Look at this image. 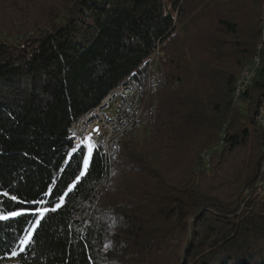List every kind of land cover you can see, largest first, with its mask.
Segmentation results:
<instances>
[{
  "label": "trees",
  "instance_id": "trees-1",
  "mask_svg": "<svg viewBox=\"0 0 264 264\" xmlns=\"http://www.w3.org/2000/svg\"><path fill=\"white\" fill-rule=\"evenodd\" d=\"M263 26L264 0H0V264H264ZM126 81L141 134L77 181L68 130Z\"/></svg>",
  "mask_w": 264,
  "mask_h": 264
},
{
  "label": "built area",
  "instance_id": "built-area-1",
  "mask_svg": "<svg viewBox=\"0 0 264 264\" xmlns=\"http://www.w3.org/2000/svg\"><path fill=\"white\" fill-rule=\"evenodd\" d=\"M259 68L260 61L257 55L241 67L233 88L235 103L240 102ZM143 112L144 99L140 87L134 81H126L112 89L99 105L74 122L68 130L67 139L72 143L73 148H85L86 138L95 128H98V142L94 149L103 158L112 161L117 158L120 141L138 128ZM256 119L264 125V100L259 106ZM216 149L213 146L202 155L207 167L211 154Z\"/></svg>",
  "mask_w": 264,
  "mask_h": 264
},
{
  "label": "rangeland",
  "instance_id": "rangeland-1",
  "mask_svg": "<svg viewBox=\"0 0 264 264\" xmlns=\"http://www.w3.org/2000/svg\"><path fill=\"white\" fill-rule=\"evenodd\" d=\"M141 134V130L139 129H136L133 133H132V136H139ZM98 136H99V129L98 128H95L90 136L88 138L90 139H86V141L84 142V146H85V159H88L90 158L91 156V153L92 151L94 150V148L96 147V143L98 142ZM90 146H94L92 147L91 149V153H90ZM75 149V148H74ZM84 159V161H85ZM83 166H84V162H83ZM30 236V235H29ZM28 237H26L27 239ZM13 263V260L11 259L7 264H12Z\"/></svg>",
  "mask_w": 264,
  "mask_h": 264
},
{
  "label": "snow or ice",
  "instance_id": "snow-or-ice-1",
  "mask_svg": "<svg viewBox=\"0 0 264 264\" xmlns=\"http://www.w3.org/2000/svg\"><path fill=\"white\" fill-rule=\"evenodd\" d=\"M86 139H90V138H86ZM92 147H94V146H90V153H91V149H92ZM88 166H89V161H88V159H85V161H84V170L81 171L80 176H78V177L76 178L77 181L80 180V177H83V176L86 174V172H87V170H88ZM73 187H75V183H74L72 186H70L69 191H71ZM4 195H8V194L5 193ZM11 199L15 200L16 197H11ZM60 206H61V204L58 203L57 206H56V208H59ZM56 208H53V209H51V210H52V211H55ZM44 211H47V210H44ZM19 214H20V213H18V212H12V213H9V216H17V215H19ZM6 218H7V217L0 216V219H6ZM29 235H31V234H29ZM29 242H30L29 239H25L22 243L27 244V243H29ZM22 250H23V249H22ZM13 255H15V253H13Z\"/></svg>",
  "mask_w": 264,
  "mask_h": 264
}]
</instances>
